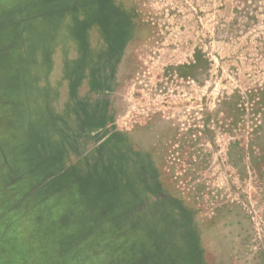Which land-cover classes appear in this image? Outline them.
Returning <instances> with one entry per match:
<instances>
[{
  "label": "rangeland",
  "instance_id": "obj_1",
  "mask_svg": "<svg viewBox=\"0 0 264 264\" xmlns=\"http://www.w3.org/2000/svg\"><path fill=\"white\" fill-rule=\"evenodd\" d=\"M238 89L264 103V0H0V264H253L264 182L200 132Z\"/></svg>",
  "mask_w": 264,
  "mask_h": 264
},
{
  "label": "trees",
  "instance_id": "obj_2",
  "mask_svg": "<svg viewBox=\"0 0 264 264\" xmlns=\"http://www.w3.org/2000/svg\"><path fill=\"white\" fill-rule=\"evenodd\" d=\"M255 101V100H254ZM259 100L253 102L251 108L247 106V103L243 102L242 92L238 89L234 91L232 94L224 95L219 103L217 109L214 111L204 112V116L202 119V127L200 130L204 134L205 137H210L211 133H215L217 130L228 134L233 139L228 144V152L227 156L230 159V163L234 168L240 167L239 175L243 172V166L248 170V174L256 176L264 182V143L263 142H252L245 143L242 138H244L245 134H247V128L245 124L249 120L246 117V114L249 110L252 109L250 115L253 117L257 114L258 118L261 119H252L254 126H252V131L250 134L254 138H260L264 136V108H261L260 104L264 107L263 102H258ZM191 141V138L188 139ZM248 162V164H246ZM158 184H163L162 181H166L163 175L160 178H153ZM164 185V184H163ZM165 184L163 187H166ZM198 192L196 196H180L178 198L180 205L187 210L188 212H194V210H199L198 207L199 199H200V190L201 186L197 185ZM167 190V188H166ZM172 198L176 196L172 193L169 194ZM229 201V200H228ZM222 203L220 206L215 207V209H219L224 206H229L233 204H241L239 201ZM198 207V208H197ZM264 210V209H263ZM256 213V212H255ZM250 220H254L256 214L250 216ZM193 221V219H190ZM262 231L257 230L254 226L250 227L246 236V243L248 245V253L250 254V259L253 264H264V226L261 228ZM188 253L198 254L202 259V264H206L204 261V257L206 258V250L205 247L199 250H191L190 248L187 250ZM251 262V263H252Z\"/></svg>",
  "mask_w": 264,
  "mask_h": 264
}]
</instances>
